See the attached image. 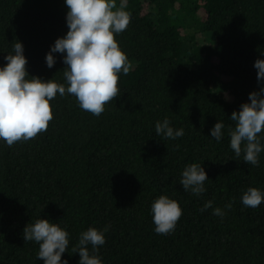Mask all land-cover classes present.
<instances>
[{"label":"trees","instance_id":"trees-1","mask_svg":"<svg viewBox=\"0 0 264 264\" xmlns=\"http://www.w3.org/2000/svg\"><path fill=\"white\" fill-rule=\"evenodd\" d=\"M121 3L131 22L115 39L134 67L119 74V96L96 117L57 94L46 132L12 147L0 140V264H44L39 245L23 239L38 219L69 233L68 264L80 260L72 251L80 233L105 226L102 264H264V203L241 202L249 187L264 192V151L258 166L247 165L228 135L232 113L264 86L254 67L264 60V0ZM67 12L65 0H0V67L19 41L29 78L65 84L63 55L53 53L51 69L46 55L68 32ZM165 118L184 135L158 136ZM218 122L219 142L210 135ZM259 138L264 146V132ZM192 163L208 177L200 196L179 183ZM161 195L183 213L168 235L152 220ZM207 201L213 208L202 212ZM217 207L223 219L212 214Z\"/></svg>","mask_w":264,"mask_h":264},{"label":"clouds","instance_id":"clouds-1","mask_svg":"<svg viewBox=\"0 0 264 264\" xmlns=\"http://www.w3.org/2000/svg\"><path fill=\"white\" fill-rule=\"evenodd\" d=\"M68 9L66 22L68 32L58 38L46 55V64L51 69L56 59L53 53L63 55L65 84L56 81H43L38 77H28L27 59L23 55V45L14 43V54L4 57L7 62L0 67V140L12 147L18 142H27L46 132L49 122L54 118L50 101L59 94L76 98L78 106L99 117L105 105L113 102L120 93L119 74L127 76L132 69L127 55L120 49L115 35L123 33L131 22L130 14L124 4L117 7L116 0H65ZM257 70L258 85H264V60L254 63ZM250 103L241 105L239 112H233L230 120L235 122L230 128V148L237 158L243 154V162L258 166L259 154L264 151L259 134L264 132V86L258 92L249 94ZM167 118L157 121L155 132L165 139L175 140L184 135L183 128L175 130L169 126ZM225 125L218 122L211 129V137L217 142L223 135ZM207 173L202 165L192 163L187 166L179 181L184 191L200 196L206 189ZM244 208L255 209L264 203V192L249 187L242 195ZM232 202L225 205L231 209ZM213 208L207 201L201 211ZM154 230L158 235L171 234L182 216L177 201L161 195L151 205ZM212 214L223 217L226 212L214 208ZM110 226L103 231L88 228L79 235L78 244L72 249L78 253V264H102L96 254L105 244V235ZM69 233L58 224L46 219L30 223L23 231L25 242L34 241L39 245L37 259L44 264H68L62 255L68 250ZM91 246V254L89 251Z\"/></svg>","mask_w":264,"mask_h":264},{"label":"rangeland","instance_id":"rangeland-1","mask_svg":"<svg viewBox=\"0 0 264 264\" xmlns=\"http://www.w3.org/2000/svg\"><path fill=\"white\" fill-rule=\"evenodd\" d=\"M205 36V39H206V41L208 42V43H211V37L209 36V35H204ZM204 39V37L202 38V40ZM207 43V44H208ZM131 64H132V68L134 67V65H133V63L132 62H130Z\"/></svg>","mask_w":264,"mask_h":264}]
</instances>
